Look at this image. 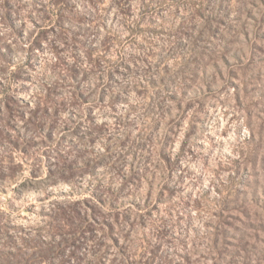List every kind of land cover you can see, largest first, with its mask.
<instances>
[{"label":"rangeland","instance_id":"obj_1","mask_svg":"<svg viewBox=\"0 0 264 264\" xmlns=\"http://www.w3.org/2000/svg\"><path fill=\"white\" fill-rule=\"evenodd\" d=\"M122 3L0 0V264H264V0Z\"/></svg>","mask_w":264,"mask_h":264},{"label":"trees","instance_id":"obj_2","mask_svg":"<svg viewBox=\"0 0 264 264\" xmlns=\"http://www.w3.org/2000/svg\"><path fill=\"white\" fill-rule=\"evenodd\" d=\"M72 0H52V6L55 8L56 12H59L60 10H64L65 8H67L68 4L71 2ZM87 1L89 4L88 5H93L95 0H85ZM114 4L117 7H123L125 6V3H122L124 0H113ZM86 15V14H85ZM61 16V15H60ZM47 21H49V23H52L53 20L48 19ZM88 58L91 60L92 57L94 56V53L92 51L87 53ZM64 72V73H63ZM87 75V71H84ZM91 72H95L94 70H91ZM69 73V75H67V77L70 79V75L71 78L76 80L77 78L79 79L80 75H82V72H80L79 70L75 69V68H66L64 70H61L60 72L56 73L55 75L57 76L58 80H65L66 79V74ZM86 75L82 76L87 77ZM52 78V76H51Z\"/></svg>","mask_w":264,"mask_h":264}]
</instances>
